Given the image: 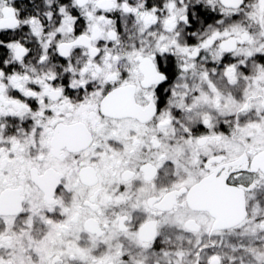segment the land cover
<instances>
[{"label":"snow or ice","instance_id":"6c2138e0","mask_svg":"<svg viewBox=\"0 0 264 264\" xmlns=\"http://www.w3.org/2000/svg\"><path fill=\"white\" fill-rule=\"evenodd\" d=\"M0 264H264V0H0Z\"/></svg>","mask_w":264,"mask_h":264}]
</instances>
